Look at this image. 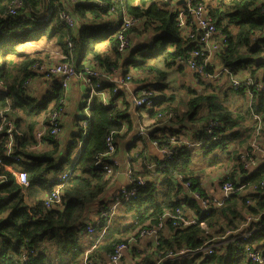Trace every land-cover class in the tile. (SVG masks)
I'll return each instance as SVG.
<instances>
[{
    "label": "trees",
    "instance_id": "1",
    "mask_svg": "<svg viewBox=\"0 0 264 264\" xmlns=\"http://www.w3.org/2000/svg\"><path fill=\"white\" fill-rule=\"evenodd\" d=\"M12 1L0 0V159L14 163L4 152L6 130L11 126L13 153L21 157L15 165L27 173L28 185L20 187L0 166V264H106L104 257L118 243L127 242L130 236L138 239L142 229L157 227L162 220L151 251L136 255V246L130 248L131 257H139L134 264H156L160 256L179 249L190 253L165 264H258L247 258V246L261 251L264 259V0H214V4L204 0L216 31L224 38L214 55L223 71L216 79L225 76L227 88L243 94L242 99H246L247 89L249 97L237 110L215 92L190 88L191 96L182 114L174 93L165 92L167 67L185 70L191 48L201 43L180 30L178 8H171L168 0H21V6L10 14ZM63 11L72 16V26L62 17ZM125 16L137 21L124 27ZM119 33L130 34V45L125 50L119 49ZM132 37L144 39L135 44ZM43 38L53 41L64 55L62 59L72 63L77 72L93 67L111 74L120 68L124 78L129 76L141 81V87L152 89L148 117L154 120L149 125V139L175 149L168 159L153 161L157 164L153 169L144 164L145 160L139 170L132 166V186L128 188L136 187L137 196L121 200L108 219L102 212L109 210L121 188L104 198L112 174L107 175L103 164L115 168L118 142L131 132L133 113L141 108L126 99L124 90L114 88L112 80H104L97 89L104 90L105 96L93 94L89 116L80 117L85 124H78L64 149L49 127L40 138L43 145L35 148L37 127L47 124V114L64 92L59 82L41 96L30 92L28 82L50 58L40 48H22ZM103 42L104 48L100 45ZM201 61L196 58L198 64ZM206 69L208 73L215 71L212 64ZM193 75L198 87L211 85L203 76ZM233 76L242 81L237 87L232 85ZM86 90L88 98L89 85ZM155 91L160 92L158 97ZM81 107H86V101ZM202 107L205 111L200 114ZM168 111L175 115L166 120L157 116ZM210 121L218 126L208 132ZM184 122L199 123L201 127L188 135ZM124 124L127 129L121 133ZM109 134L116 147L112 156L106 154L105 138ZM173 135L193 145L171 143L169 137ZM78 146L79 152L73 158ZM196 156L208 158L212 165L219 164L223 173L220 182L230 180L235 188L220 205L212 204L207 211L183 186L189 180L190 192L197 191L204 197L209 194L195 169ZM137 157L132 156L130 163ZM251 162L255 164L249 169L247 163ZM65 170L72 173L57 190L59 200L47 206L45 198ZM154 172L160 176L156 178ZM139 177L145 184L138 185ZM96 202L98 213L89 220L86 214ZM176 207L181 208L185 219L195 220L175 224L173 219L161 218L164 211ZM248 215L252 220L243 230L254 228L249 238L224 236L227 230L243 225ZM127 216L130 219L124 221ZM105 226L107 231L101 237L85 245L82 236L91 234L88 227L98 231ZM210 241L220 244L204 260L203 253L195 250Z\"/></svg>",
    "mask_w": 264,
    "mask_h": 264
},
{
    "label": "built area",
    "instance_id": "2",
    "mask_svg": "<svg viewBox=\"0 0 264 264\" xmlns=\"http://www.w3.org/2000/svg\"><path fill=\"white\" fill-rule=\"evenodd\" d=\"M177 1L179 0H171V2L172 3L174 2V4L176 5H177ZM181 1L182 3L177 5L178 8L177 26L184 34H186L187 37L196 38L201 43L200 47L191 48L190 57L186 59L184 65L188 69H191L193 74L201 75L203 76V78L205 77L218 78L219 74L223 71L221 70L222 68L219 69L218 65L216 64L217 61L214 55L219 51L221 44L224 41V38L221 36V34H218V31H216L215 21L212 15L208 13L207 5L204 0H181ZM21 4H22L21 0H13L8 7V12L10 14H14L17 8L21 6ZM62 17L68 23V25L70 26L73 25V18L72 16H70V13L68 11H63ZM123 21H124V27H128L129 24H133L137 20H134L130 16L128 17L125 16ZM119 38L121 40L119 49L120 50L127 49L130 45V34L126 36L122 33H119ZM196 58H202L201 63L198 64L196 62ZM208 64H212L214 66L215 71L213 73H208V70L206 69ZM43 67H44V72L47 76H53V77L56 76L59 78V83L64 89V93L62 97H60L58 100V105L47 114V124L45 125V127H49L50 134L56 137L60 131L61 119L66 108L65 92L69 85L70 74L74 75V73H79L82 79L84 80V83L90 86L91 92L94 90L95 92L94 94H100L102 95V97L105 96V91L101 89L98 90L97 88L101 86L102 81L104 80L111 81V80L106 72L95 69L93 67L92 68L84 67L83 69L77 72L75 68L68 63L67 60H64L62 63L59 64H54V63L46 64ZM129 79H130L129 76H127L126 78L124 77L117 78L114 81L115 83L114 88H117L118 85L123 86L125 82L128 81ZM231 82L234 87H237L240 85L242 81H240L239 79L233 76ZM152 95H153L152 89L146 87H139L138 91L134 92L132 100L135 106L149 110V107H151L153 102ZM173 115H175V112L173 113L172 111H168V113L167 112L159 113L157 116L162 117V119L166 120ZM83 124H85V121H83ZM207 125H208L207 126L208 132H211L214 128L218 126V123L216 121H210ZM45 127L36 131L35 136L37 140L40 141V138L42 136V133L44 132ZM1 128L2 126L0 125V130ZM6 132L8 133V136L4 145V150H5L4 152L6 156H8L9 159L14 163L13 164L4 163L0 159V166H3L9 174L13 175L14 180L20 187L25 188L28 185L27 173L25 172V170L18 168L15 165V163H18L21 160V157L13 153L14 142H13V136L11 134V126L8 127ZM169 140L171 143L181 142L186 144L187 146L193 145L191 141L189 140L186 141V139L183 138L182 136L178 137L173 135L169 137ZM153 143L158 147L159 152L162 154L161 160L168 159L175 152V149L171 145L161 146L158 145L156 141H153ZM105 146H107L106 154L112 156L113 152L116 150V147L114 146L113 143L112 134H109L105 138ZM117 163L118 162L116 158H114L113 164H117ZM247 164L250 167L254 165V162ZM154 165L157 166V164L153 163V166ZM103 168L105 169L107 175L113 174V168L110 165L103 164ZM71 173L72 171L65 170L58 175L57 183L54 187V190H52L51 194L45 198V204L47 206H51L59 200L57 190L61 186L62 181L68 176H70ZM180 178L181 176H178L179 180ZM126 183H128L126 184L127 186L123 185L120 191H118L114 200H112L109 210L106 212L105 211L102 212V215L105 216L107 219L120 206L121 200H130L137 196L136 187L128 188V185L132 186L131 171H129L127 174ZM137 183H139L138 185L145 184L144 178L139 177L137 179ZM190 184L191 181L189 180L183 183V186L187 191H189ZM220 188L222 193V195L220 196H213L208 194L207 197H204L197 191H192L191 196L198 201L203 211H207L212 204L220 205L223 201V198H225L235 189L233 183L227 179L222 181ZM183 216L184 215L183 212L181 211V208L176 207L173 211L171 210L164 211L161 218L169 219V220L173 219V223L175 224L179 223L180 221H183V223L185 224H189L190 222H193L195 220L193 218H190L188 220L185 219ZM251 220L252 217L248 215L243 225H241L235 230H227L224 236L227 237V235L231 234V239L246 240L247 238L250 237V234L252 233L254 228H246L243 230V227L245 225H248L251 222ZM162 222H164V220H162L157 227L153 225L150 228L142 229L140 231V236L138 239L145 236H151L154 238V240H156L157 239L156 232L158 230V227L162 226ZM105 229L106 226L103 227L100 230V232H103ZM88 231L90 233L94 232L92 227H88ZM103 234L104 233H101L100 235H98V237L102 236ZM138 239L136 237L134 238L129 237L127 242L118 243L115 246L114 251L107 256L110 264H121L120 260L124 251L129 250L132 246H134V244L138 242ZM218 244L220 243L215 241H210L209 243H206L205 245L196 249L195 251H200L201 253H203V255L209 256V253H211ZM187 252H189L187 249H179L176 251L172 250L171 252H168L165 255L160 256L156 264L172 263V261L181 258ZM245 253L248 259L257 262L258 264H264L263 254L257 248L247 246ZM84 264H88V263L85 262ZM97 264H102V263L99 262Z\"/></svg>",
    "mask_w": 264,
    "mask_h": 264
},
{
    "label": "crops",
    "instance_id": "3",
    "mask_svg": "<svg viewBox=\"0 0 264 264\" xmlns=\"http://www.w3.org/2000/svg\"><path fill=\"white\" fill-rule=\"evenodd\" d=\"M133 42L136 44H139L140 42H142V40L144 38L141 37H132ZM137 41V42H136ZM101 47L104 48V42L102 44H100ZM100 47V48H101ZM52 62V61H51ZM49 64H53V63H49ZM44 65V64H43ZM41 68L43 66H40ZM188 71L190 76V79L192 82H195L197 84L198 80L196 78L195 75H193V72L191 71V69H188L187 67H185V70L182 71V75L186 74ZM242 74H246V72H242ZM241 74V75H242ZM110 80H112L113 82L122 76V73L120 71V68L114 70L113 73L108 74ZM143 75V74H140ZM138 74H135V76H140ZM50 77V76H49ZM143 77H145V75H143ZM225 79V76H223ZM40 79V80H39ZM39 80V81H38ZM79 81H77L78 83L76 85H78V89L76 91H74V93H71V89L72 88H67L66 92H65V97H66V108H65V112L62 116L61 119V127H60V131L58 133V135L56 136L57 139L60 141L61 145L63 146V149L65 148V146L71 142L72 139V134L75 133L77 130V128H74V121H75V113H76V108L77 107H81L82 105V97H86V95L88 94V91L86 90V83L84 84V82L80 79H78ZM55 82H59V78L54 76L52 77V79L48 78V76L45 74V72H41L38 70L37 75L34 77V79H32L31 81L28 82V85L30 86V92L33 95H43L44 93L47 92V90H51L52 85ZM141 81H134L133 79H130L128 81L125 82V84L123 86L118 85L119 89L124 90L125 93V97L126 99H128V101H132L134 92L138 91V88L141 87ZM72 87V86H71ZM86 90V91H85ZM165 92L167 93L166 89ZM64 93V92H63ZM155 93L160 94V92L155 91ZM154 93V94H155ZM71 95L75 97L73 98V101H70ZM249 95V94H248ZM68 97V100H67ZM89 97L87 99H85L84 101H86V106H88V101ZM70 102H71V106H70ZM144 109V108H141ZM140 109V110H141ZM140 110L138 111H134L133 113V128L131 130V132L127 133L123 138H121L118 142V149L115 153V157L117 160V164H115V168H113V175H112V180H111V184L107 190V192L104 195V198H110L114 195L115 192H117L123 185H126L127 182V174L129 171H131L132 166L135 170H139L142 168V161L145 160L144 164H148V168H155L152 167L153 166V161L155 160H161L162 154L159 152V149L156 145H154L153 140L149 139L148 133L150 131V129L152 128V126L149 127L150 123L154 120V119H149V115H148V110L144 109L146 114L145 119L142 118L143 114L140 112ZM144 117V116H143ZM185 125L187 126V131H184L186 134L190 135L193 131L197 130L199 127H201V125L198 123H190V122H184ZM45 127L44 125H39L36 129H42ZM46 129V127H45ZM44 129V131H45ZM127 129L126 124L123 125V129L121 130V133L125 132ZM35 131V134H36ZM36 137V136H35ZM37 139V138H36ZM38 143L35 145V148H40L43 143L41 142V140L37 141ZM79 146L76 149V151L74 152V155L72 154V157L75 158L76 155L79 152ZM62 149V150H63ZM132 156H138L137 159H134L131 161H129V159ZM255 164V163H254ZM252 167H254L252 165ZM251 166L249 167V169L252 168ZM156 178L158 176H160L159 174H157L156 172H154ZM157 174V175H156ZM222 171L218 170L216 177L212 179L209 178V180H201L203 186L205 187L206 191L213 196H220L222 195L221 193V188H220V177H221ZM214 177V176H213ZM150 178V177H147ZM188 194H190V190L187 192ZM98 213V202H96L94 205L90 206V208L88 209V213L86 214L87 219L91 220L94 219L96 217ZM107 229H105L103 232H100L99 235L101 233L106 232ZM97 231H94L93 233H91L93 235L92 239H88L87 241L85 240V245H89V243L91 241H94V236L96 234ZM154 238L153 237H149V236H145V237H141L138 240V243L134 244V246L137 247V250L140 251L141 254H143L144 252H148L151 251L152 249V242H153ZM140 249V250H139ZM130 250V249H129ZM129 250H125L122 258L121 259V264H134L136 258H138L137 256H134L135 258L131 257V254ZM104 261L106 264H110L109 259L107 257H104Z\"/></svg>",
    "mask_w": 264,
    "mask_h": 264
},
{
    "label": "rangeland",
    "instance_id": "4",
    "mask_svg": "<svg viewBox=\"0 0 264 264\" xmlns=\"http://www.w3.org/2000/svg\"><path fill=\"white\" fill-rule=\"evenodd\" d=\"M205 1L207 3L208 2H210L212 4L215 3L214 0H205ZM178 2L179 1H177V5L181 4V3H178ZM168 4H170L171 8H173L174 6L177 7V5L174 4V2L172 3L171 0H168ZM32 47L42 49L41 52L43 54L48 53V57L50 58V61L46 62V64H49V63L59 64V63H62L64 61L62 59V58H64V55L62 54L60 49L54 44L53 41H46L43 38V39L39 40L38 42H35L33 44H29V46H26V47H24L22 49H25L26 51L27 50L28 51H32L34 49ZM68 63L71 66H73L72 63H70V62H68ZM46 64H44V65H46ZM37 69L44 73V67H42V68L38 67ZM167 70H168L167 78H166L165 81L168 82V83H167L166 91H167V94L168 93H174V96L176 98L175 101H176L177 105H179L178 107H179V111H180L181 114L183 113V111L186 110V107L184 105L187 102V99L191 96V93L189 91L190 88H193V89L197 88L198 92H203V93H205V92H215L216 94L220 95L223 99L225 98V102H226L227 105H229L232 108L237 109V110H241L240 107H243L245 105V103H247V97H249L248 90L247 89L245 90V92L247 94L246 95V99L245 98L242 99L244 97L243 94L238 93V92L234 91L233 89L231 90L230 88L226 87L227 83L225 82L224 77H220L219 79L211 78V77H208V78L205 77L204 80H207L208 82H211V85L205 86V88H203V86L200 85L198 87V85L195 82L191 81V79H190L191 75L189 74L188 71H185L187 73L182 75V72L180 70H176L173 66L172 67H167ZM52 77L53 76H50V77L48 76V78H50V79H52ZM153 78H154V76L151 79H153ZM78 79H80V80H82L84 82V80L82 79V77H81V75L79 73H74V75L70 74L68 87L72 88L70 90L71 93L72 92L74 93V91H76L79 88L78 85H76L78 83L77 81H79ZM94 93H95L94 90L90 93V97L88 99V102H89L88 106H86V107H77L76 108L77 110H76V113H75V116H74V118H75L74 128L78 129V124L83 123V121H82V119L80 117H83L84 115L89 116L90 109H88V107H89L90 101H91L92 96H93ZM155 96L158 97L159 94L155 93ZM74 97H75V95L74 96L71 95V98H70L71 102L73 101ZM85 99H87V97H85V96L82 97V100H83L82 104H83ZM67 100H68V97H67ZM71 102H70V106H71ZM204 111H205V107H202L201 110H200V114H202ZM140 112L144 116V117L142 116V118L145 119L146 114H147L145 112V110L141 109ZM244 121H249V119L245 118ZM78 143H80V141H78ZM196 151H198V150H196ZM221 155H223V154H221ZM193 159L196 162L195 163V169L198 171L201 180H205L206 181V180H209V178L211 179V177H212L211 180H213L216 177L217 171L221 170V169H219V167H220L219 164L212 165L210 162H208V158H203V157H200V156H196ZM223 164L225 165L226 162H224ZM221 176H222V174H221ZM222 181H221V183H222ZM221 183H220V186H221ZM120 212L121 211L119 210V213ZM129 219H130V217L127 216L124 219V221L125 220H129ZM99 233H100V231L98 230L96 232L95 236H94V239H96L98 237ZM92 238H93L92 234H85V235L82 236V240L84 242H85V240L87 241L88 239H92ZM136 243H138V242H136ZM135 251L137 252L136 255H138L139 251L137 250V247H136Z\"/></svg>",
    "mask_w": 264,
    "mask_h": 264
},
{
    "label": "water",
    "instance_id": "5",
    "mask_svg": "<svg viewBox=\"0 0 264 264\" xmlns=\"http://www.w3.org/2000/svg\"><path fill=\"white\" fill-rule=\"evenodd\" d=\"M178 3H182V1H181V0H179V2H178ZM204 256H205V257H204V260L208 258V256H207V255H204Z\"/></svg>",
    "mask_w": 264,
    "mask_h": 264
},
{
    "label": "clouds",
    "instance_id": "6",
    "mask_svg": "<svg viewBox=\"0 0 264 264\" xmlns=\"http://www.w3.org/2000/svg\"><path fill=\"white\" fill-rule=\"evenodd\" d=\"M112 202V201H111ZM100 231V230H99ZM105 233V232H104ZM101 237V236H100ZM98 238V237H97Z\"/></svg>",
    "mask_w": 264,
    "mask_h": 264
},
{
    "label": "bare ground",
    "instance_id": "7",
    "mask_svg": "<svg viewBox=\"0 0 264 264\" xmlns=\"http://www.w3.org/2000/svg\"><path fill=\"white\" fill-rule=\"evenodd\" d=\"M50 12V11H49ZM74 144V143H73Z\"/></svg>",
    "mask_w": 264,
    "mask_h": 264
}]
</instances>
